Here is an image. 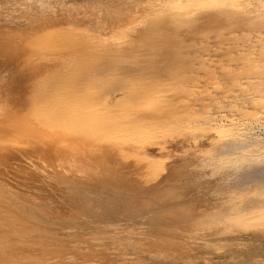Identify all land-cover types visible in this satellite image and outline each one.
<instances>
[{"label":"bare ground","instance_id":"obj_1","mask_svg":"<svg viewBox=\"0 0 264 264\" xmlns=\"http://www.w3.org/2000/svg\"><path fill=\"white\" fill-rule=\"evenodd\" d=\"M62 1L0 0V7L9 6L6 10L10 11L0 15V167L11 160L13 163L27 161L34 173L46 171L49 166L55 170L57 179L54 181L56 184H49V189L44 191L45 194L51 192L50 196H29L17 188L15 179L9 177L8 172L0 169V206H14L18 211V221L27 224L11 227L2 219L4 216V219L9 218L8 215L0 212V264H66L68 259L76 262L73 252L67 254V250L50 247L46 240L39 250L30 247L28 254L21 249L22 245L13 241L17 236L12 235L29 233L26 231L36 227H40L43 233L55 229L59 244L64 245L71 234L80 232L91 243L105 241L102 238L106 236L100 238L98 233L106 230L102 222L108 221H117L119 225L133 223L143 236L150 234L148 232L158 233L163 229L158 221L152 226L154 229L146 226L152 222L153 214H159V211L164 214L162 210L166 208L170 210L164 212L175 217L177 223L184 221L189 214L187 208L172 205V198L168 196L171 191L164 187L136 192L135 200L125 204L103 194L109 190L125 194L122 188L119 190L108 184L118 183L122 175L109 159L110 153H115L119 147L116 139L145 142L157 137L167 126L176 129L179 125L214 128L220 145L201 150L203 162L190 168L195 172L204 169L196 177L216 176L227 180L235 176L239 181V176L250 178L256 171L264 173V9L251 7L245 0H212L213 5L207 10L179 7L162 22L160 40L149 43L147 48L141 45L131 48L121 36L123 31L132 28L131 21H128L132 15L130 6H139L141 0H89L84 5L87 10L84 9L83 16L79 14L77 18H72L75 14L69 8L59 17ZM54 6L59 7V12H55ZM85 17L92 20L91 24L98 23V27L100 22L112 26L116 20L121 21L123 27L109 37L96 34L104 38L101 39L82 27ZM252 30L260 34L254 33L256 42H248L247 48L241 43L242 49L238 45L244 49H239V54L235 49L238 56L231 53L232 57L237 56V66L232 64L231 67L230 64L225 70V64L220 67L209 61L211 64L207 65L208 60L204 62L200 57L203 43L201 39L197 41L198 36L205 38L202 35L216 32L220 37L229 36L230 40L232 37L242 39L249 32L253 35ZM55 48L64 53L46 68L41 78L36 79L38 88L31 102H16L9 88H12L10 85L17 67L21 63L34 64L35 60L47 56ZM194 65H201V70L208 67V76L219 77L217 81L221 85L229 82L227 86L239 85V93L232 96L234 98L225 97L226 101L219 97L217 104L213 100L221 96L218 95V84L219 92L212 91L216 98L211 91L212 97L207 96L211 106L216 103L217 110L208 113L206 108L210 104L207 102L202 108L200 105L201 110L191 109L195 103L190 104L192 99H184L188 93L178 89H186L187 83L193 86L190 81L196 84L193 75L197 73L192 71ZM220 69L225 72H220ZM201 72L198 78L205 75ZM198 78L195 81L200 84L201 78ZM144 80L150 82V88L145 90L134 86ZM188 84L186 86L189 87ZM206 89L205 92L208 91ZM189 92L196 94L199 91L192 89ZM203 92L199 93L203 95ZM169 94L172 98H167ZM115 96L120 99H115ZM151 108L156 113L148 112ZM224 110L228 113L221 112ZM161 170V163L150 166L148 177L160 175ZM78 178L84 179V184L78 183ZM91 178L103 182V193L99 192V186L87 185ZM26 181L23 182L25 186ZM69 189L80 193V198L76 193L70 194ZM55 194L61 201L53 199ZM185 220L190 222V217ZM167 238V243L172 245L178 241ZM85 239H78L77 243ZM159 242L167 245L165 239Z\"/></svg>","mask_w":264,"mask_h":264},{"label":"rangeland","instance_id":"obj_2","mask_svg":"<svg viewBox=\"0 0 264 264\" xmlns=\"http://www.w3.org/2000/svg\"><path fill=\"white\" fill-rule=\"evenodd\" d=\"M141 1L142 3L139 6L134 4L130 6V13H132V15L128 17V21H131L130 26L132 28H129L127 31H123V35L121 36L122 40L128 41V44L126 45L131 48H137L140 45L142 48H147L149 43L160 40L158 38L161 36L162 22L173 14L179 7H183L185 10H191L194 8L207 10L213 5L212 0ZM245 1H247L251 7L258 10L264 9V0ZM69 3L70 0H64L62 1V7L64 8L54 6L55 12H59V9H62V12H59V17L64 10L66 11L67 8H69L71 9L73 15L75 14L71 17L77 18V15H82V11L84 9L87 10L84 5L89 3V0H71V5ZM77 5H80L81 9ZM6 7L8 8L9 6L0 7V15H5V12L6 14L10 12H7ZM76 9L78 12H76ZM56 16L58 17L57 13ZM82 16L78 17L81 18ZM89 17H85L82 27L91 30L90 33H94V35L101 34V36L109 37L111 34H116L115 31L118 28L120 29L123 27L121 21H115L114 19L113 20L116 22L114 25L109 26L110 24L108 23L100 22V27H98V23L91 24L92 20L89 19ZM93 27L98 28L95 29V31ZM254 31L255 30H252L253 35L256 33V31ZM256 34L260 35L259 33ZM205 35H202L205 38H200L199 36L196 38L197 41H199L198 39H201L200 42L203 43L202 50L198 49L201 51L200 54L202 53L200 57L205 60L204 62L208 60L206 64L210 63L209 61H211L212 64L215 63V66L219 65L220 67L221 64H225L226 66L224 65L225 68H223L225 70L226 67H230V64L231 67L232 64L234 67L237 66L236 64L238 61L235 58L238 56L236 53L239 54L238 51L242 49L241 46H245V48H247L249 43L253 44V41L256 42L257 40L255 35L252 37L253 35L251 32L247 33V36L241 33V36L244 35L242 39L241 37H232V40H230L229 36L224 37L222 35L220 37V35L216 32L210 34L206 33ZM96 36L104 39L98 35ZM225 38L229 39L225 40ZM243 38L247 41L243 40ZM241 40L243 41L241 42ZM234 42L236 43L233 44ZM143 51L145 53L149 52L147 50ZM61 53L63 54L64 52L59 48H55L52 52L48 53L47 56L39 57V60H35L34 64L27 65L21 63L17 67V71L13 77V82L10 85L12 88H9V90L14 93H12V96L15 98L16 102H31V99L33 98L32 96L38 88L36 79L43 76L46 68L49 67L51 63L60 59ZM231 53L237 56L232 57L233 55ZM229 57H232V59ZM199 60L201 59H198V61ZM232 60H235V62L229 63V61L233 62ZM195 66L196 65L193 67L194 70L192 68L191 69L195 74L197 73V77L195 75H193L194 77L192 76L196 84L198 83L195 79L198 78V75H201L199 74L200 71H202V75L205 74L203 77L199 76V78H201V81H198L200 84L196 86V84L191 83L190 81V84L193 86H190L187 83L189 87L186 86L187 84H184L186 89H182V87L181 89H178L180 92L188 93V97L185 96L186 98L184 99L187 101L192 99L190 104L195 103L191 106V109L201 110V108L205 106V102H207L210 104V107L206 108V111L209 109L207 111L208 113L209 111L213 112L217 110L215 106L219 97H224L223 101H226L225 97L230 98L236 93H239V85L232 86L235 84H231L229 87L227 86L231 83L229 82L225 84L226 86L223 84V87V85L217 81L219 77L215 76L212 78L210 74L208 76V71H206L208 70V67L201 70V65H197L196 68ZM216 70L217 72L219 71L218 69ZM225 70H221L220 72L223 73ZM199 78L198 80H200ZM207 78L210 80L207 81ZM203 79L204 81H202ZM202 82H204V84H211L207 86L208 84L204 85ZM201 84L202 86H200ZM218 84L219 86H217ZM134 86L146 90L147 87L150 88V82L145 80L141 82L138 81ZM216 86L220 89H218L220 92L217 90ZM203 87L205 88L202 90ZM199 88L201 89L199 90ZM206 88L208 89L207 92L204 91ZM192 89H194L195 92L199 91L200 93L201 91H204L203 93L205 94L202 95L199 92L196 94L189 92V90ZM215 90H217L216 92H219V94H217L221 96L217 95L218 97L216 98V93L212 92ZM209 92L211 95H215L216 100H213V102L216 101V103L214 104L212 102L214 107L211 106V102H208L210 101V98L214 96H211ZM162 93L163 92H160L159 94L162 95ZM207 93L209 95H207ZM170 94L167 98H172ZM207 96L211 97L207 99ZM115 99L120 98L119 96H115ZM200 105L203 106L199 108ZM148 112H153V114L156 113L153 108H151ZM221 112L228 113L225 110ZM171 117L173 118L175 116ZM252 122L254 123L255 121ZM213 129H200L187 126L180 127V125L176 129L173 127L169 128L167 126V129L157 137L145 142H139L134 139H116V141H118L116 146L119 147L115 153L107 155H109L110 158H108L110 159L114 169L117 170L118 173H122V175H120L121 177L118 183L109 182L108 184L112 187L115 186L119 190L122 188L125 194L114 193L111 190L107 193H103L102 191L105 190V186L100 179L91 178L87 181V185L95 187L99 186V192L115 199L119 203L124 202L123 204L127 201L135 200L136 192L140 193L143 192V190L149 191V189L151 191L157 186L169 189L171 193L168 194V196L172 198V205L184 206L189 212V214L184 217L183 222L177 223L175 217H172L164 212L166 210H170L166 208L162 210L164 214L157 210L159 211V214L156 212L152 215V222H150L146 227H152L155 222L158 221L160 223L159 227L163 229H161L158 233L157 231H153L154 233L148 232L151 235H140V232L136 231V225L133 223L130 225H119L117 221H108L102 222V227L106 228V230L98 233L101 235L100 238L106 236V238H102L105 239V241H99L97 243H91L89 240L85 239V235L80 232L78 234H71L65 244L60 245L58 239L59 236L54 234V232H56L55 229H48L43 233V230H41L40 227L26 231L29 233L12 235L14 237L17 236V238L13 241L22 245L21 249L26 251V254H28L30 247L39 250L41 249L40 246L44 243L43 240H46L47 245L50 247L60 249L61 251L67 250V254L70 252L74 253L76 262L73 263L71 262L72 260L68 259L67 262H65L66 264H264V202H262L264 201V177H261L264 176V173L256 171L250 178L246 176H242V178L239 176L240 179L237 177L239 180L237 181L234 176L228 178L227 181L226 178L220 180L216 176L196 177V174L204 171V169H199L196 172L195 170L190 169L192 166L203 162L204 155L200 153L201 150H207L212 145L215 147L220 145V142L217 141L219 136L216 134V130ZM216 143L218 145H216ZM157 163L162 164L160 175H157L156 177H148L147 172L149 171L150 166ZM3 166H1L0 169L8 172L7 174H9V177L15 179L17 188L22 191L24 195L35 196L38 194H44L43 196H50L52 194L51 192H47L45 194L46 188L49 189V184L54 185L57 182L55 170L50 169L49 166L47 167L48 170H41V173H34L33 169L27 165V161H14L13 163L11 160L8 164ZM243 180L246 181L244 182ZM25 181L27 184L26 186L25 183L23 184ZM83 181L85 180L78 178V183L84 184ZM27 186L29 189H27ZM180 190H182V192ZM60 193L62 194L64 192ZM71 193L78 194V192H75L73 189L70 190V194ZM79 195L81 194H78V199L80 198ZM55 196L57 195L55 194ZM55 196H53V199L58 198V196ZM58 199L61 201L60 198ZM80 202L84 203L83 201ZM65 206L67 207L66 204L64 207ZM0 212H4L8 215L9 218L7 219H4L5 216L0 218L3 219V222L6 221L7 224H10L11 227L15 226L18 228L22 224L27 225L26 223L18 221L19 219L16 215L18 211L14 206L1 205ZM188 216L190 217V222L185 220V218H189ZM144 220L148 221V219ZM97 225L101 226L100 224ZM10 226L8 227L9 229H11ZM87 227L88 226H84V228ZM150 229H154V227ZM12 236L9 238H12ZM167 237L178 241L174 245L169 244L167 243ZM78 239H85V241L77 243ZM162 239H165V243L167 245L159 242V240Z\"/></svg>","mask_w":264,"mask_h":264}]
</instances>
